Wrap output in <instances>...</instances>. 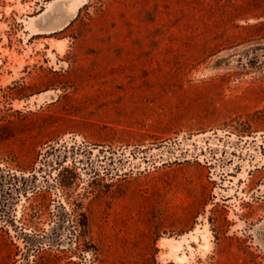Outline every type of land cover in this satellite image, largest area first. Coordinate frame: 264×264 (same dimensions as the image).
Segmentation results:
<instances>
[{
    "label": "rangeland",
    "instance_id": "obj_1",
    "mask_svg": "<svg viewBox=\"0 0 264 264\" xmlns=\"http://www.w3.org/2000/svg\"><path fill=\"white\" fill-rule=\"evenodd\" d=\"M154 260L264 264V0H0V264Z\"/></svg>",
    "mask_w": 264,
    "mask_h": 264
},
{
    "label": "bare ground",
    "instance_id": "obj_2",
    "mask_svg": "<svg viewBox=\"0 0 264 264\" xmlns=\"http://www.w3.org/2000/svg\"><path fill=\"white\" fill-rule=\"evenodd\" d=\"M36 32H37V31H36ZM199 231H200V230H199ZM201 232H202V231H201ZM163 239H164V238H163ZM164 240H165V239H164ZM167 240H169L168 242H171V243H172V241H171L172 239H167ZM173 240H174V239H173ZM178 243H180V241H177V240H176V241H174L173 244H170V245H174V246H176L175 248H176V250H177L178 248H180V245H179ZM168 245H169V244H168ZM169 247H171V249H172V246H169ZM177 247H178V248H177ZM173 249H174V247H173ZM170 253L172 254L173 252H170ZM176 255H177V254H176ZM176 255H175V256H176ZM182 255H183V254H182ZM182 255H181V256H182ZM172 256H174V254H173ZM175 256H174V257H175ZM181 258H184V255H183V257H181Z\"/></svg>",
    "mask_w": 264,
    "mask_h": 264
},
{
    "label": "trees",
    "instance_id": "obj_3",
    "mask_svg": "<svg viewBox=\"0 0 264 264\" xmlns=\"http://www.w3.org/2000/svg\"><path fill=\"white\" fill-rule=\"evenodd\" d=\"M153 264H159V263H157L155 260L153 261ZM167 264H174L173 262H169V263H167Z\"/></svg>",
    "mask_w": 264,
    "mask_h": 264
}]
</instances>
